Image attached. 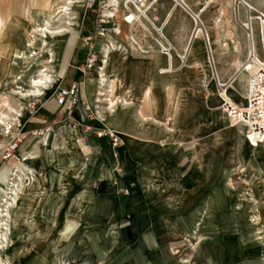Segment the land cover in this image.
Returning <instances> with one entry per match:
<instances>
[{"label":"rangeland","instance_id":"1","mask_svg":"<svg viewBox=\"0 0 264 264\" xmlns=\"http://www.w3.org/2000/svg\"><path fill=\"white\" fill-rule=\"evenodd\" d=\"M73 1L68 32L41 38L42 24L62 0H0V118L9 117L0 122V183L15 180L10 173L16 168L21 176L15 182L16 203L8 209L9 229L0 227V233H6V240L0 241V264H264V143L250 145L241 126L230 125L216 105L209 109L202 100L200 71L194 85L178 88V98L164 104L162 120L143 121L139 103L117 100L113 109L121 108L120 128L110 129L121 135L122 143L113 149L108 142L112 163L109 148L95 141L102 138L96 135L100 128L84 136L70 118V109L59 107L45 124L51 122L46 144L44 133L25 130L38 113L28 114L25 108L33 96L43 104L72 80L80 86L85 78H95L98 87L101 74L107 78V61L85 75L76 69L86 56L80 37L94 34L97 17L116 10L113 17L120 33L111 39L130 43L121 1ZM201 9L196 12L204 22ZM52 25L63 27L59 21ZM30 43L34 49L22 61ZM63 45L66 54H61ZM51 59L48 88L41 95H28L30 78ZM180 61L179 79L187 80L193 64L187 58ZM202 66H207V58ZM243 78L238 77L236 88L244 84ZM107 91H96L97 106L106 114ZM14 120L22 123L26 136L16 156L5 160L3 128ZM133 128L139 132L126 144L125 129ZM29 137L41 138L33 145L35 152L26 142ZM28 154L34 159L26 162V170L22 163ZM4 165L11 167L7 174ZM5 193L0 185V200L8 197Z\"/></svg>","mask_w":264,"mask_h":264},{"label":"crops","instance_id":"2","mask_svg":"<svg viewBox=\"0 0 264 264\" xmlns=\"http://www.w3.org/2000/svg\"><path fill=\"white\" fill-rule=\"evenodd\" d=\"M247 1L257 10L264 12V0ZM184 2L194 12L202 8L201 12L206 23L211 53L217 72L222 79L228 78L234 70L235 62L246 57L249 46L245 31L240 24L245 18L244 9L239 7L235 11L232 8L234 4L233 0H214L212 2L210 0H184ZM150 6L149 16L150 18H154V26L143 22L148 34L138 24H133L129 27L123 22L124 26L129 27V37L132 36L133 39L137 38L139 40L138 43L142 48H145V51H141L131 43L126 44L124 40L117 39L118 42L124 45V48L123 50L110 51L107 54V62L103 70L107 78L102 74L104 85L99 87L98 82L97 87L95 78L88 77L80 83L79 97L85 100L91 108L97 105L95 103V99H98L96 91L98 94L102 93L99 95H103L104 91L108 89L107 95L109 96L103 102L109 104L108 113L106 114L103 109L99 110L98 118L93 119L88 117V110L82 103H78L73 107L62 108L63 111L70 109V118L79 124L84 136L90 137V134H93L96 128L107 127L117 129L119 127L117 116L122 114L121 108L118 110L113 109L118 99V101H123L129 105L139 103L138 116L143 121L149 118L157 121L162 120L165 118L164 104L174 102L175 97L176 99L178 98L176 90L181 87L191 86L197 81L199 70L195 65H204L207 57L202 39H191L193 27L191 15L178 5H175L173 0H157L151 2ZM136 27H138V30ZM157 27H161L163 38L156 32ZM253 27L255 54L259 60H264V30L263 34L260 35L256 22ZM135 36L137 37L135 38ZM167 43L174 47L168 55L164 54L158 47V44L166 47ZM182 53L183 55H181ZM185 55H187V63L194 65L192 67L187 66L190 68L188 69L191 72H189V75L191 74L192 77L187 80H180L178 74L181 68L180 57L183 58ZM202 95V100L207 103L209 109H211V104L217 106L218 99L214 95L210 96L207 100L204 97V93ZM113 96H116V100H112ZM231 96L236 97L237 95L232 91ZM59 107L55 99L45 101L39 108L37 115L27 122L25 130L34 132L33 130L37 131L40 127L44 126L43 129L48 127V131H45V129L40 130L44 132L42 138L43 143L46 144L50 135L51 122L46 126L45 124L48 123ZM101 116H103V119L100 121L98 119ZM88 126L91 128L88 129ZM135 127L137 126L135 125ZM125 130V134L128 135L127 144L134 137L133 135H137L139 131L135 130V128ZM40 140V137H29L26 142L28 145H32L33 148L34 143H38ZM95 141L109 148L110 163H112L113 150L107 138H95ZM22 149L24 150V144ZM33 152H35L34 148ZM30 154L27 155L29 158L22 163L25 167L27 166L26 162L34 159V155ZM10 165L14 166L15 163L10 161ZM9 168H11L9 165H4V168H2L3 174H7ZM2 176L3 179L4 175ZM6 184L0 183L2 188Z\"/></svg>","mask_w":264,"mask_h":264},{"label":"built area","instance_id":"3","mask_svg":"<svg viewBox=\"0 0 264 264\" xmlns=\"http://www.w3.org/2000/svg\"><path fill=\"white\" fill-rule=\"evenodd\" d=\"M119 1H121L120 7L124 9L122 20L129 27L133 24H138L143 31L148 34L143 22L153 25L154 18H150L149 10L151 9V2L157 0ZM93 2H95V0H91V4ZM173 2L175 5H178L188 12V14L191 12L184 0H173ZM233 2L236 11L239 7H242L245 11V18L240 24L245 31V36L249 44L246 57L236 61L232 74L228 78L222 79L214 63L205 24L201 18L200 12H196L191 15L193 20L191 39L198 37L203 39L206 50L207 66L198 64L195 66H197L201 74L199 83L201 86L200 88L205 94V99L207 100L211 96V87L213 85L216 98L218 99L216 107L223 112L225 119L230 125L241 126L244 136L250 145L258 146L264 143V60H259L254 51L253 25L256 22L258 32L263 34L264 13L257 10L246 0H233ZM114 11L116 10H113L112 15L102 14L97 17L94 34L88 33L80 37L81 46L86 49V56L84 61L76 66L79 73L85 75L92 69H101V64L106 62L107 54H109L110 51L123 50L124 45L122 43L111 39L112 35H118L120 33L119 27L113 17ZM131 14L132 18L129 19ZM156 32L160 37H163L161 27H157ZM98 39L101 41L98 42ZM129 41L131 44L137 45L141 51H145V48H142L138 41L133 39L132 36L129 37ZM96 45L100 46L98 50H96ZM158 47L166 55L174 48L172 45L162 47L160 44H158ZM185 58L186 57L181 59ZM241 75L246 76L244 84L236 88L234 83H236V80ZM79 87V82L75 80H72L67 86H59L53 94L56 103L61 108H68L82 103L88 110L89 118H98L100 108L97 105L91 108L85 100L81 99L79 97ZM233 90L237 93L238 100H235L234 97L231 96ZM98 101V99H95L96 104H98ZM41 105L38 96H33L32 99L25 104V108L28 114H34L39 110ZM106 109H109V104L106 106ZM3 129L6 139L2 142L1 155L3 159L6 160L16 156L15 153L24 142L26 133L23 131L22 123L15 120L6 122ZM48 130L49 128L47 127L45 131ZM37 133L42 135L44 132L40 130L32 132V134ZM96 135L107 138L113 149L122 143L121 135L110 128H100ZM116 171H119V169ZM15 172H17L16 169ZM123 192L126 194L129 193V188L124 187Z\"/></svg>","mask_w":264,"mask_h":264},{"label":"bare ground","instance_id":"4","mask_svg":"<svg viewBox=\"0 0 264 264\" xmlns=\"http://www.w3.org/2000/svg\"><path fill=\"white\" fill-rule=\"evenodd\" d=\"M78 1V0H76ZM75 2L73 0H62V3L60 5H58V7L55 9V12L53 15H48V18L45 20V22L42 24V27L40 28V36L41 38H47L48 36L51 37V36H60V35H63L65 34V32H68V27H70L72 25V20L73 18L71 17V9H72V6ZM114 4H118V1L114 0L113 2ZM50 5H47V8H49ZM131 16V15H130ZM129 16V17H130ZM53 21H59L63 24V27H54L52 25V22ZM132 26V25H131ZM74 29V28H73ZM37 33V31H36ZM34 37V35H33ZM32 37V38H33ZM46 42H44L45 44ZM50 46H54V44H49ZM27 48H26V51L21 55V59L22 61H25L28 59V57L30 56L29 53L31 52L32 49H34L30 44L26 45ZM31 49H30V48ZM67 46L63 45L61 47V54H66L67 53V50H66ZM50 51L52 52L53 54V51H52V48H50ZM48 51V52H50ZM50 52V53H51ZM49 53V54H50ZM52 54L51 57H52ZM48 62H52V59L51 60H45L44 63H42V66L41 68H39L37 70V74L35 77L33 78H30L29 80V84H28V89L26 90L27 94L28 95H38L40 93H42V90H45L48 88V83L51 82V75L49 74V65L47 64ZM103 78H102V74H101V77H100V81H99V87L103 86L104 83H103ZM23 87V86H22ZM17 93H22V94H26L24 93L23 91L19 90V91H16ZM99 94H102V93H99ZM41 95V94H40ZM17 113V112H16ZM14 113V114H16ZM17 115H21V113H18ZM7 119L9 117H5V115H2L1 118H0V122H4L3 119ZM12 119V118H11ZM23 166V165H22ZM16 168V167H15ZM24 168L26 170H29L27 167L24 166ZM18 169L16 168V171ZM15 174V180H12L11 178H8V180H12L11 183L7 182V188L6 187H3L4 190H6V193L5 194H8L7 198H5L3 196V198L0 200V227H1V230L3 231H7L9 229L8 227V223H7V217H8V209L9 207H11L12 205H15L16 203V197H17V191H18V186L15 182H18L19 180H21L20 178V175L17 176V172H14L11 170V173L10 175H14ZM33 174V173H32ZM30 178V177H29ZM28 182V181H27ZM10 185V186H9ZM9 188V189H8ZM0 238H1V243L6 240V233L2 232L0 233ZM0 243V244H1ZM217 248V247H216ZM217 250V249H216Z\"/></svg>","mask_w":264,"mask_h":264}]
</instances>
